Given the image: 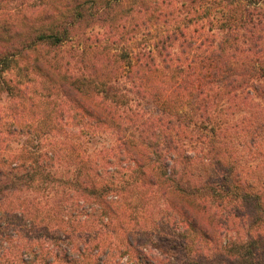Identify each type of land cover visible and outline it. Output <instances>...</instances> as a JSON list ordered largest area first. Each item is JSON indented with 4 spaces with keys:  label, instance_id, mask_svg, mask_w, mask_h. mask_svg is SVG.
Returning a JSON list of instances; mask_svg holds the SVG:
<instances>
[{
    "label": "trees",
    "instance_id": "trees-1",
    "mask_svg": "<svg viewBox=\"0 0 264 264\" xmlns=\"http://www.w3.org/2000/svg\"><path fill=\"white\" fill-rule=\"evenodd\" d=\"M146 1L25 0L0 13V91L18 87L10 73L23 67L50 83L77 130L68 138L62 125L15 123L38 152L14 150L0 174V264H169L153 238L166 229L187 264L264 262V0H221L215 44L179 29L191 23L179 16L154 49L133 52L124 43L135 28L111 27L121 60L92 44L91 25L115 7L121 21L138 4L151 14ZM174 1L188 15L204 0ZM73 38L79 68L65 72L48 52ZM97 130L114 138L94 146L93 160L81 135ZM133 191L144 221L135 228Z\"/></svg>",
    "mask_w": 264,
    "mask_h": 264
},
{
    "label": "rangeland",
    "instance_id": "rangeland-1",
    "mask_svg": "<svg viewBox=\"0 0 264 264\" xmlns=\"http://www.w3.org/2000/svg\"><path fill=\"white\" fill-rule=\"evenodd\" d=\"M23 1L25 0H6L5 4L0 6V13L5 17H8L10 14L16 11L14 6L17 3H22ZM220 2L222 1L204 0L198 5V7L196 5H192L190 7L191 11L188 15H180L177 11H175V9H179L180 4L175 1L172 3V0H147L146 4L148 3L147 6H149L151 14H149L148 10L144 11V6L138 4V6H136L134 9L129 10V12H126L124 15H122V21L120 9L115 7L109 17H112V20L108 19L106 22L93 24L91 25L93 27L88 28L86 33L91 37L93 45H106V50L102 51L108 52L109 50L111 53H117L119 54V56H117L118 59L121 56L122 48L125 46H131L133 52L144 46L154 49L158 37H161L165 34L164 32L167 26H170L169 29L173 28L172 24L178 23V20H175L179 16L177 19L186 21L191 19L190 24L179 22V29L183 28L184 31H192V36L195 38V40H197V42L207 40L208 42H212L211 44H215L219 42L221 38V33L218 32L216 23H218L219 20L223 18V15H225L227 12V10H224V8L219 6V4H221ZM237 2H242V0H237ZM155 8H157L158 11L163 10L166 13V16L157 18L156 13L154 12ZM121 22L125 24L128 29L135 28L136 31V33L134 31L132 32V35L129 37L128 41L124 43L126 44L125 46H123V43L121 44V33L119 31L109 32V29H111V27L114 28L115 26H118L121 30ZM173 47L178 46L175 45ZM76 48V40L73 38L62 44V46L56 51L48 52V56L53 58V62L56 60L58 64H61V67L63 66L62 69L65 72L72 71V69L78 67L76 61ZM119 60H121V58H119ZM114 64L116 66H120L121 62L119 64ZM22 68L23 67H21L20 70L13 68L10 73V76L13 77V82L18 87L12 91H0V174L1 172L8 171V162L6 161V158L14 150H19V148L27 146V150L30 148L29 150L32 154L38 152L36 147L27 145V140L29 139V135L26 132L27 128H21L19 125L15 126V123L18 122V120H23V123H41L44 121L46 128L48 126H52L53 124L62 125L63 130H59L61 131L59 136L66 134L68 138H75V134L77 133L76 128H72L68 124V107H66L64 101H62L57 96L55 91L49 87L50 83L48 81L42 80L37 75L29 73L26 70H21ZM156 79L157 82H161L162 75ZM15 104L18 106L15 107L14 111H11V108L14 107ZM139 106L145 110H150V108H153L146 102H142ZM119 110L121 111V109ZM153 110L155 109L153 108ZM136 113L143 114L144 112L141 109H138ZM241 113L242 112H238L234 118L239 116ZM137 117L141 122L142 119H140L139 115H137ZM129 125L133 127L131 123L128 124V126ZM96 132L97 134L95 135H93L91 132H86L81 135V137L87 143H89L88 145L91 148L89 151L93 160H95L97 157V152L94 151V146L99 147V145L102 146V144L106 145L114 138V134L111 130H97ZM137 132L144 133L141 132V130ZM34 134L35 133L32 132L31 136ZM51 134L52 133L49 135ZM245 136H239L242 140H244L242 146H244V144L249 145L247 139H244ZM246 152H248V149H246ZM109 172H111V174L115 173L112 167L109 169ZM33 194L34 196L39 195L37 191H34ZM139 197V193L133 191L130 192L126 198L125 206L128 208V212L129 214H132L133 218V220H130L129 222L134 228L137 226L136 224H141L144 222L142 217H137V219L134 217L136 216L135 214L138 215L136 207ZM240 222L242 221L240 220ZM112 231L114 232L116 230L112 228L111 232ZM134 231H136V229H134ZM172 234L173 233L170 232L169 229H166L164 230V237L163 235H156V237H154L153 234V238L156 240V244L159 249L165 247L168 248L169 255H167V258L169 264H187L189 262V258H186L181 251L173 250L172 246L175 244L174 240H177L178 242V239L175 234ZM223 239L226 240L227 237L225 236ZM124 261L125 257L121 259V264H124ZM258 264H264L263 260L261 259V262Z\"/></svg>",
    "mask_w": 264,
    "mask_h": 264
}]
</instances>
